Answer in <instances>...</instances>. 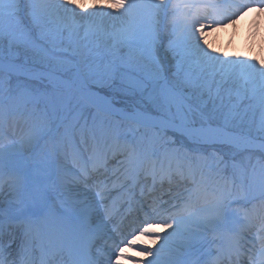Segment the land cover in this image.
Instances as JSON below:
<instances>
[{
    "label": "snow or ice",
    "instance_id": "6c2138e0",
    "mask_svg": "<svg viewBox=\"0 0 264 264\" xmlns=\"http://www.w3.org/2000/svg\"><path fill=\"white\" fill-rule=\"evenodd\" d=\"M252 11L0 0V264H264V60L205 42Z\"/></svg>",
    "mask_w": 264,
    "mask_h": 264
},
{
    "label": "rangeland",
    "instance_id": "374dc122",
    "mask_svg": "<svg viewBox=\"0 0 264 264\" xmlns=\"http://www.w3.org/2000/svg\"><path fill=\"white\" fill-rule=\"evenodd\" d=\"M108 10L111 11V9ZM239 22L240 20L234 24V29L225 38H223L224 33L217 32L222 28L216 29L214 27L211 31H207L205 33V42L216 54L222 52L224 58L247 60L250 62L264 60V34L260 35L264 31L262 21H253V28L250 29L251 25L248 28L251 30L250 32L246 28L244 30V27ZM227 37L229 38L228 40ZM233 37L236 41H233Z\"/></svg>",
    "mask_w": 264,
    "mask_h": 264
},
{
    "label": "bare ground",
    "instance_id": "6f19581e",
    "mask_svg": "<svg viewBox=\"0 0 264 264\" xmlns=\"http://www.w3.org/2000/svg\"><path fill=\"white\" fill-rule=\"evenodd\" d=\"M86 2L87 3H91V0H86ZM258 20L262 21L263 28H264V18L261 19V17H259V14L256 13L255 11H252L251 14L248 15L246 18L241 19L239 23L244 27V30L246 28V30L248 32H250L251 31L250 29H252L253 25H254L253 21H258ZM250 25H251V28L248 29L250 27ZM233 29H234V24H228L226 26V28H224V29L222 28L221 30H218L217 32L224 33L223 38H225V36H228ZM263 34H264V31H262L260 35L262 36ZM218 39H220V38L218 37ZM228 39L229 38L227 37V40ZM233 41H236L235 38L233 39ZM157 231H160V230L158 229ZM148 243H150V240H147V239H145L143 237H141L137 241V244L140 245V246H143V244H148ZM125 254L126 255H131V256H133L135 258H140L139 257V253L135 249L126 250ZM120 264H129V262L126 261V260L121 259Z\"/></svg>",
    "mask_w": 264,
    "mask_h": 264
}]
</instances>
